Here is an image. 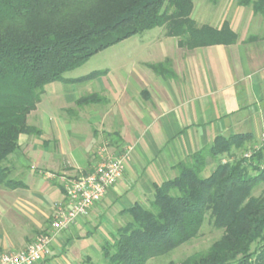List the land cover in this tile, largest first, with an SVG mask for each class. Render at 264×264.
Wrapping results in <instances>:
<instances>
[{
	"label": "crops",
	"instance_id": "0c3cea01",
	"mask_svg": "<svg viewBox=\"0 0 264 264\" xmlns=\"http://www.w3.org/2000/svg\"><path fill=\"white\" fill-rule=\"evenodd\" d=\"M225 3L199 2L195 17L216 28L227 21L238 34L235 44L186 50L177 38L158 34L148 43L155 47L150 58L130 57L92 80L104 102L78 105L70 88L76 83H62L51 100L42 97L33 112L41 137L22 135L8 164L26 187L0 188V254L23 250L50 231L66 199L60 178L93 172L101 148L111 155L131 149L121 178L87 215L54 235L36 264L95 262L125 224L123 212L152 200L179 162L218 136L264 137V16ZM213 7L221 8L217 19ZM165 60L175 77L150 68Z\"/></svg>",
	"mask_w": 264,
	"mask_h": 264
},
{
	"label": "trees",
	"instance_id": "16d2710c",
	"mask_svg": "<svg viewBox=\"0 0 264 264\" xmlns=\"http://www.w3.org/2000/svg\"><path fill=\"white\" fill-rule=\"evenodd\" d=\"M215 3V2H214ZM264 16V0H239ZM193 0H0V188H25L12 177L10 157L22 135L41 137L29 117L55 82L83 83L106 73L64 76L94 55L133 36L163 28L186 50L238 41L227 21L221 28L198 25ZM169 60L150 65L159 75ZM98 93L78 105L102 103ZM254 141L250 133L218 136L175 165L174 176L156 185L154 198L125 210L127 220L101 246L102 264H147L196 239L207 217L223 230L206 252L168 264H264V146L235 156ZM218 163L207 173L209 160ZM46 231H41L45 233ZM85 264H94L90 258Z\"/></svg>",
	"mask_w": 264,
	"mask_h": 264
},
{
	"label": "rangeland",
	"instance_id": "374dc122",
	"mask_svg": "<svg viewBox=\"0 0 264 264\" xmlns=\"http://www.w3.org/2000/svg\"><path fill=\"white\" fill-rule=\"evenodd\" d=\"M194 2V10L192 17L197 21L198 25L200 24V20L196 18V12L195 10L198 9L199 2H211V3H219V2H226L231 3L232 6H235L238 4L239 0H193ZM225 3V4H226ZM223 4V3H222ZM215 14L213 17L217 19V17L220 14V7H213ZM158 34H164L163 28H156L152 31H149L143 35H136L133 36L123 42H120L116 45H113L103 51H100L96 55H94L89 61H87L85 64H83L81 67L64 74L66 78L70 79H76L83 76H86L94 71L103 70L106 68L114 69L116 66H118L121 63H125L129 61L130 57L137 58L141 57V59H147L150 58L153 53L151 50H153L155 47H151L152 45L148 44L151 43L153 38H155ZM150 49V50H147ZM67 85H63L62 83H52L45 87V94L43 96L44 100H51L53 98V93L55 92V88H64ZM73 91V95L77 97H84L88 96L90 94H93L95 90V83L94 81H87L83 83H76V85H73L70 87ZM53 114H56V111L51 109L50 110ZM69 118H72L69 115ZM30 124L34 125L36 124V117L32 113L29 117ZM264 146V137L261 138L259 141H253L252 143H248L246 145V148L242 151H239L235 154V156H241L243 154H246L245 156L248 157L252 156L254 150H257ZM234 158L228 157L226 155H222L217 159H210L209 167L207 170V173L211 172L213 168L218 163H225L228 161L233 160ZM264 166V163H263ZM19 169L12 170V177L16 179H24V176L19 177ZM264 190V184L260 185L255 191L254 196H259L262 191ZM148 203V202H147ZM146 203V204H147ZM127 220V217H126ZM223 230L217 229L212 221L207 217L204 225L201 228L199 236L190 241L189 243L175 249L174 251L153 258L148 261L147 264H168L171 261L174 262H181L185 260L187 257L195 254V253H203L206 252L209 247L220 237L222 236ZM102 255L99 257L98 260L95 261L94 264H102Z\"/></svg>",
	"mask_w": 264,
	"mask_h": 264
},
{
	"label": "built area",
	"instance_id": "2783aa9c",
	"mask_svg": "<svg viewBox=\"0 0 264 264\" xmlns=\"http://www.w3.org/2000/svg\"><path fill=\"white\" fill-rule=\"evenodd\" d=\"M99 153L101 160L93 172L80 178H60L66 199L64 204L57 205L50 231L37 235L23 250L1 253L0 264H36L49 254L56 233L67 229L79 217L87 215L106 196L108 190L121 178L131 149L111 155L104 147Z\"/></svg>",
	"mask_w": 264,
	"mask_h": 264
}]
</instances>
